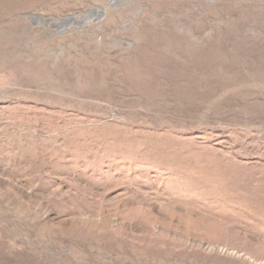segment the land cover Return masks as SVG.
I'll return each mask as SVG.
<instances>
[{
	"label": "rangeland",
	"instance_id": "rangeland-1",
	"mask_svg": "<svg viewBox=\"0 0 264 264\" xmlns=\"http://www.w3.org/2000/svg\"><path fill=\"white\" fill-rule=\"evenodd\" d=\"M0 264H264V0H0Z\"/></svg>",
	"mask_w": 264,
	"mask_h": 264
},
{
	"label": "water",
	"instance_id": "water-1",
	"mask_svg": "<svg viewBox=\"0 0 264 264\" xmlns=\"http://www.w3.org/2000/svg\"><path fill=\"white\" fill-rule=\"evenodd\" d=\"M94 11H96L95 9L91 12H87L81 15L82 19L88 18ZM99 12L102 11V9H98ZM32 19L34 20H38V21H44V22H51V24L55 25L56 27H61L64 26L66 24H68L70 21H74L75 17H67V18H63L60 20H55V19H41L38 16L33 17Z\"/></svg>",
	"mask_w": 264,
	"mask_h": 264
}]
</instances>
